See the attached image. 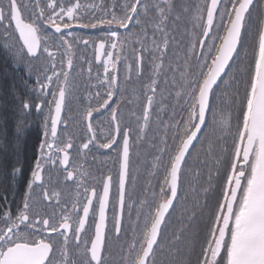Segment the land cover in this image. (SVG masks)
Returning <instances> with one entry per match:
<instances>
[{"label": "snow or ice", "instance_id": "obj_1", "mask_svg": "<svg viewBox=\"0 0 264 264\" xmlns=\"http://www.w3.org/2000/svg\"><path fill=\"white\" fill-rule=\"evenodd\" d=\"M45 26L54 29L52 36L45 34ZM74 27L103 31L93 47L95 60L103 64V78L97 73L96 79L104 91L90 95L80 119L92 134L83 149L96 141L93 121L99 117L108 126L99 147L117 152L110 228L112 175L100 181L101 194L91 171H69L74 144L58 130L67 125L62 112L72 87L73 45H89ZM50 39L59 41L54 45L59 60L50 51ZM0 41L10 54L4 75L15 76L21 65L24 69L19 85L13 79V95L18 87L35 94V110L43 114L32 164L25 167L17 159L2 166L3 180L20 191L18 202L15 195L12 203L7 194L0 195V264H264V0H0ZM129 45L138 76L143 75L144 53L152 54L134 140L121 111V103L130 101L117 68L127 60ZM170 45L183 53L173 51L175 67L171 59L165 65ZM44 54L47 63L34 62ZM85 62L91 77V63ZM127 68L131 73L132 65ZM20 103L22 110L33 107L28 100ZM153 112L163 132L151 144L153 167L163 168V183L159 193L132 200L126 190L130 150L147 139ZM22 128L17 122L15 135ZM193 156L202 167H209L211 158L206 187L199 184V170L192 173ZM58 164L64 167L56 169ZM54 169L76 186L74 199L63 206L60 193L48 187ZM189 173L196 178L191 209L184 204L188 192L181 193ZM210 194H215L211 208ZM177 205L180 227L168 237L167 217ZM205 212L203 234L196 231L184 239ZM90 214L93 225L86 228Z\"/></svg>", "mask_w": 264, "mask_h": 264}, {"label": "trees", "instance_id": "obj_2", "mask_svg": "<svg viewBox=\"0 0 264 264\" xmlns=\"http://www.w3.org/2000/svg\"><path fill=\"white\" fill-rule=\"evenodd\" d=\"M100 0H96L99 3ZM112 2V1H111ZM110 2V3H111ZM202 2V0H201ZM181 32H183V25L181 26L180 32H177L176 35L179 38ZM2 42V41H0ZM150 48V46H148ZM85 50H88V47H85ZM173 51L179 52L180 56H183V53L180 49L176 48L175 45H170L169 50L166 54L165 65L167 66L168 60L173 61V67L176 66L178 61L173 57ZM149 53H144L145 61L143 63V75L138 76V80H135L133 83H130L129 90L131 94H136L137 97L141 100L139 106L136 103H121L122 115L127 121L128 126L133 129L132 140L135 139V130L137 128V119L130 122L129 117L133 109L137 108L132 112L133 116L141 117L142 109L146 103L143 85L147 83V79L150 74V64L149 59L146 56ZM38 65L41 63H47L46 54L41 57L40 61H34ZM10 64V54L7 53L4 49L0 48V195L7 194L9 203H12V197L15 195L17 202L19 201V188L16 185H10L8 181L3 180L2 176V166L5 164L15 163L19 159L25 167H28L32 164L33 159L36 155V148L40 140L42 139V122L43 114H38L35 110V103L37 102V97L31 92H27L23 88L17 90V94L13 95L11 90V84L13 79H16L17 85H19V77L24 75L23 65L18 69V73L13 76H5L4 69ZM74 70L72 72H82V78L84 80L82 84L83 87H97L98 81L95 78V73L97 70L92 67L91 78L85 73V64L84 59L75 58L74 61ZM88 78V80H87ZM171 78V73L169 79ZM96 79V82H95ZM138 81V82H137ZM140 82V83H139ZM77 83L73 85L76 87ZM165 85L161 83V88H164ZM168 90L171 89V85H168ZM81 88L73 89L72 92L78 93ZM21 100H28L32 103L33 107L30 111L22 110ZM72 101H78L73 99ZM70 110H72L71 99L69 104ZM136 117V118H137ZM179 119V116H177ZM17 122L23 125L20 134L15 135V127ZM142 123V119L140 121ZM163 135V132L157 128L156 125V114L153 112L150 127L147 130V139L141 143L138 147L133 146L131 149L130 155V178H129V190L128 194L132 200L146 199L151 195V191L159 193L160 185L163 183L164 170L162 167H153V157L156 154L155 150L151 147L153 138L160 137ZM156 143L159 144V140H156ZM207 145H205V149ZM201 159H205L203 153L201 154ZM209 167H202L198 162L195 161L194 156L189 158V164L192 170V173H195L197 170L200 172L199 184L201 186H207V176L209 168L212 167L211 158L209 157ZM189 173L184 179V184L181 188V193L188 192V199L184 201L185 206L191 209L192 201L195 198L191 192V188L195 187V176ZM135 178L134 185L132 184V178ZM216 183L215 179L213 181ZM149 190V191H146ZM128 202H131L130 200ZM3 201L0 200V204ZM209 207L211 208L215 203V194H210L208 196ZM13 210L15 211V204H12ZM179 210L180 205L176 206V210L170 211V215L167 217L168 225L165 227V235L170 237L172 233L180 227L179 221ZM207 218V212L203 216L198 217L193 221L192 228L185 233L184 239H190L192 234L196 231H199L201 234L205 231L203 221ZM125 219H127V210L125 211Z\"/></svg>", "mask_w": 264, "mask_h": 264}, {"label": "flooded vegetation", "instance_id": "obj_3", "mask_svg": "<svg viewBox=\"0 0 264 264\" xmlns=\"http://www.w3.org/2000/svg\"><path fill=\"white\" fill-rule=\"evenodd\" d=\"M111 1L112 0H105L106 3H110ZM23 15H27V13H24ZM45 29H46L45 34L47 36L50 37L54 34V29H51L48 26H45ZM72 31L76 33L80 38L89 40V45L87 46L88 50H85V46L83 45L82 42L74 43L73 45L74 55L78 56V58L80 59H84L85 73L89 76V73L87 71L89 67V63L85 62V61H88L91 63L94 69L97 70L95 74L97 75V73H99L102 79L103 78V64L102 62H98L95 60V50L93 47V42L99 43V40L103 37V31L100 28L92 30V29H81L79 27H74ZM121 31L123 32V30ZM55 35L58 36L59 34H55ZM57 43H59L58 40L53 41L50 39L48 41L50 51H52L56 55L57 60H59L61 58L60 54L57 51L56 47L54 46ZM148 46H150V48L152 47L150 42ZM42 47H43V44H42ZM136 48L138 49L139 45H136ZM77 53L79 55H77ZM125 55L127 56V60L122 59V61L117 65V68L119 72V82L121 84V87L127 89V91L125 92V99L127 101H130L131 91L129 90V85L130 83H133L135 80H138L137 78L138 65H137L135 58L133 57L131 53V45H129L128 49L125 50ZM103 59H106V57H102V60ZM144 61H145V55H144ZM128 64L132 65L131 73H129L128 71V68H127ZM91 75L93 74L91 73ZM96 75H95V78H96ZM126 76H130V79L127 82H125ZM169 76H170V73H169ZM71 82H72L71 90L78 89V88H81V90L78 93L72 92L70 90V93L68 94V97L66 100L65 109L62 112V119L67 120V125L65 126L64 124H61L58 128V130L61 131V136L64 138L70 137L74 144L73 149L69 150L70 164L68 165V170L72 171L74 168L78 169L80 167H83L84 169L91 171L94 174L95 180L97 181V191L101 194H102V183H100V181L102 180V178H106L109 174L112 175L113 188L110 193V204H109V209L107 212L108 226L110 228L111 227V217H112L111 201L116 198L115 196L116 183L118 182V172H119V161L117 158V152L114 149L109 150V149H103L99 147V144L101 142H104V137H106L108 134L107 122L104 120H101L99 117H97L93 121V128L96 133V141L90 144L88 149H83L82 147L83 143L87 142V140L90 138L92 134L87 132V121H81L80 119L81 112H83L89 104L90 95L94 96V93L96 91L99 90L103 92L104 89L99 88L98 86L82 88V84L84 82L82 78V72H76V73L71 74ZM95 82H96V79H95ZM75 83H77V86L73 87ZM53 87H55V85H53ZM47 99H51V97L49 96L47 97ZM70 99H71L72 110H70L69 108ZM73 99H77L78 101H72ZM114 99H116V97H114ZM135 102H136V105L139 106L141 103V100L137 97ZM93 104H94V101H93ZM134 110L137 111L138 109L135 108L133 109V111ZM44 112L45 113L47 112L46 107L44 109ZM132 112H131V115L129 116L131 117L130 122L137 119L136 118L137 116H133ZM94 117H95V113H94ZM130 140H132L131 137H130ZM63 167L64 166L59 165V164L56 165V169H62ZM50 175L52 177V184L48 185V187L50 188V190L60 193L61 206H63V203L65 201H68L70 203L76 195V186L73 183V181H70V180L66 181L65 180L66 173L63 171H57L54 169L50 173ZM46 178H47V174H46ZM126 190L127 192L129 190L128 184L126 185ZM126 200H127V197H126ZM53 204H55V199L53 200ZM94 204H95V201H94ZM97 208H98V205H97ZM48 210L52 211L53 209L49 208ZM97 219H98V216H97ZM124 222H125V228H127L128 220L125 219ZM92 225H93V220L90 214V219H89L88 224H86V228ZM93 230H94V227H93Z\"/></svg>", "mask_w": 264, "mask_h": 264}, {"label": "bare ground", "instance_id": "obj_4", "mask_svg": "<svg viewBox=\"0 0 264 264\" xmlns=\"http://www.w3.org/2000/svg\"><path fill=\"white\" fill-rule=\"evenodd\" d=\"M77 55H79V54L77 53ZM73 58H74V61H75V58L78 59V56L74 55ZM136 98H137V95H136V94L134 95V94L132 93V94L130 95V102H132V103H136V102H135V101H136Z\"/></svg>", "mask_w": 264, "mask_h": 264}, {"label": "rangeland", "instance_id": "obj_5", "mask_svg": "<svg viewBox=\"0 0 264 264\" xmlns=\"http://www.w3.org/2000/svg\"><path fill=\"white\" fill-rule=\"evenodd\" d=\"M146 58L149 59V61H151V59H152V54L149 53V54L146 56Z\"/></svg>", "mask_w": 264, "mask_h": 264}, {"label": "water", "instance_id": "obj_6", "mask_svg": "<svg viewBox=\"0 0 264 264\" xmlns=\"http://www.w3.org/2000/svg\"><path fill=\"white\" fill-rule=\"evenodd\" d=\"M127 185V184H126ZM171 211V210H170Z\"/></svg>", "mask_w": 264, "mask_h": 264}]
</instances>
